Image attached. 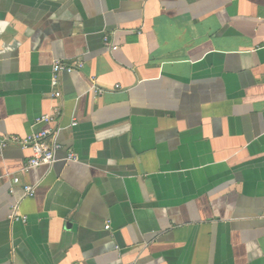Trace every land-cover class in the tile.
Returning <instances> with one entry per match:
<instances>
[{"label":"crops","instance_id":"0c3cea01","mask_svg":"<svg viewBox=\"0 0 264 264\" xmlns=\"http://www.w3.org/2000/svg\"><path fill=\"white\" fill-rule=\"evenodd\" d=\"M48 127L0 145V264H264V0H0V144Z\"/></svg>","mask_w":264,"mask_h":264},{"label":"built area","instance_id":"2783aa9c","mask_svg":"<svg viewBox=\"0 0 264 264\" xmlns=\"http://www.w3.org/2000/svg\"><path fill=\"white\" fill-rule=\"evenodd\" d=\"M105 43H108L107 37H104ZM115 48V46H113ZM83 67L82 61H76L73 64H68L62 60L56 59L53 61L52 68H51V78H50V85L53 88L51 96L54 99H59L61 97V91L59 89V78L62 73H71L75 70H80ZM94 85L95 82L93 81ZM101 89L97 88L94 90V94L101 93ZM60 114V107L56 105L53 108L51 114L42 115L38 118L37 121L45 122L50 124L58 117ZM77 124L76 120H72L71 126H75ZM60 127H48L44 130L39 132H32L25 136H17V135H10L6 136L1 140V147L6 146L9 143H15L20 145L22 148L29 149L31 151V156L26 160L23 171H27L30 168L42 166V165H51L55 162V154L56 151L61 147V145L56 141V135L59 131ZM66 161H75L77 160L76 155L72 151H68ZM12 181L14 183L19 182V177L14 176ZM24 192L27 196L32 197L35 193V188L31 185H24L23 186ZM15 220L25 221L24 216H20L13 211L12 216ZM105 228H109V224L105 225Z\"/></svg>","mask_w":264,"mask_h":264}]
</instances>
